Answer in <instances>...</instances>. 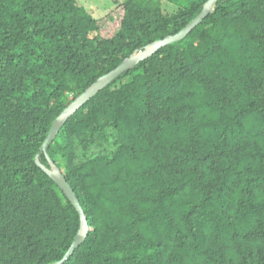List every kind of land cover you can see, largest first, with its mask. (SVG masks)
Segmentation results:
<instances>
[{
    "label": "trees",
    "instance_id": "1",
    "mask_svg": "<svg viewBox=\"0 0 264 264\" xmlns=\"http://www.w3.org/2000/svg\"><path fill=\"white\" fill-rule=\"evenodd\" d=\"M207 0H0V264H264V0H216L184 38L112 80L41 147L100 76L183 29ZM176 2H179L176 4Z\"/></svg>",
    "mask_w": 264,
    "mask_h": 264
},
{
    "label": "water",
    "instance_id": "2",
    "mask_svg": "<svg viewBox=\"0 0 264 264\" xmlns=\"http://www.w3.org/2000/svg\"><path fill=\"white\" fill-rule=\"evenodd\" d=\"M216 0H207L202 10L197 14V16L191 20L183 29H181L178 33L174 35H168L163 39L155 40L154 42L146 45L142 50L134 52L129 57L125 58L115 69L110 72L100 76L95 82H93L84 92H82L76 99H74L53 121L47 137L41 147V150L47 156V147L51 144V142L57 136L59 130L65 124L70 116H72L76 110H78L81 106H83L90 98H92L95 94H97L101 89L107 86L112 80H114L117 76H119L124 71L133 68L139 61L153 55L159 48L162 46L171 43L173 41L184 38L195 26L203 21L204 18L211 12V8L213 3ZM50 162V167L47 168L44 166L38 159L36 158L37 164L43 169L59 186V188L64 192V194L71 200L74 204L77 212L80 216V224L81 227L78 230L72 244L69 249L63 256V258L57 262L51 264H62L65 262L68 257L74 252V250L82 243L85 239L88 225L87 219L84 215L83 209L73 191L70 184L64 177L63 173L60 169L48 158Z\"/></svg>",
    "mask_w": 264,
    "mask_h": 264
},
{
    "label": "rangeland",
    "instance_id": "3",
    "mask_svg": "<svg viewBox=\"0 0 264 264\" xmlns=\"http://www.w3.org/2000/svg\"><path fill=\"white\" fill-rule=\"evenodd\" d=\"M121 0H78L93 17L102 18L105 17L109 11L117 6V3ZM188 1L192 0H183L179 5H185ZM179 2H176L178 4Z\"/></svg>",
    "mask_w": 264,
    "mask_h": 264
}]
</instances>
